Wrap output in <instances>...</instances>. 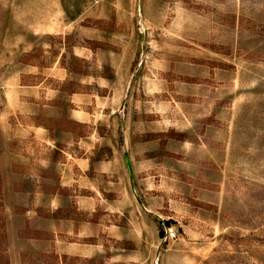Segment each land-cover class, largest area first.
I'll return each mask as SVG.
<instances>
[{
  "label": "rangeland",
  "instance_id": "1",
  "mask_svg": "<svg viewBox=\"0 0 264 264\" xmlns=\"http://www.w3.org/2000/svg\"><path fill=\"white\" fill-rule=\"evenodd\" d=\"M0 243L264 264V0H0Z\"/></svg>",
  "mask_w": 264,
  "mask_h": 264
},
{
  "label": "crops",
  "instance_id": "2",
  "mask_svg": "<svg viewBox=\"0 0 264 264\" xmlns=\"http://www.w3.org/2000/svg\"><path fill=\"white\" fill-rule=\"evenodd\" d=\"M47 31H49L51 33L52 29H48V30H46V32ZM27 64H29V63H27ZM12 99H15V101L22 102V103L23 102H30V98H23V95L21 96V94L18 95V98H11V100ZM41 99L42 98H39V99L38 98L37 99L31 98V100H35V102L39 101ZM0 247H1V243H0ZM15 262H18V260L15 259V254L13 252L10 254V256H7L6 258L3 257V255L0 252V264H13Z\"/></svg>",
  "mask_w": 264,
  "mask_h": 264
},
{
  "label": "built area",
  "instance_id": "3",
  "mask_svg": "<svg viewBox=\"0 0 264 264\" xmlns=\"http://www.w3.org/2000/svg\"><path fill=\"white\" fill-rule=\"evenodd\" d=\"M169 234H170V235H175V231L172 230V229L170 228V230H169Z\"/></svg>",
  "mask_w": 264,
  "mask_h": 264
}]
</instances>
